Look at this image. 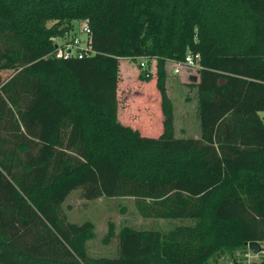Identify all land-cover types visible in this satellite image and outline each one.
<instances>
[{
  "label": "trees",
  "instance_id": "1",
  "mask_svg": "<svg viewBox=\"0 0 264 264\" xmlns=\"http://www.w3.org/2000/svg\"><path fill=\"white\" fill-rule=\"evenodd\" d=\"M82 20L92 53L56 57ZM0 56V264H238L263 245L264 0H0ZM122 58L147 60L157 135L118 117ZM167 61L196 66L198 137L174 134ZM73 190L180 222L123 225L112 255L91 254L95 222L63 209Z\"/></svg>",
  "mask_w": 264,
  "mask_h": 264
},
{
  "label": "rangeland",
  "instance_id": "2",
  "mask_svg": "<svg viewBox=\"0 0 264 264\" xmlns=\"http://www.w3.org/2000/svg\"><path fill=\"white\" fill-rule=\"evenodd\" d=\"M81 26L82 24L80 22L75 21L73 29L68 33V37L76 35L81 40H85L86 34L82 31ZM60 43L61 38L55 40V44ZM142 61L148 65L145 58H138L136 60L130 58L120 59L119 72L121 79L118 86V98L122 104L124 103L123 101L126 96L127 98L134 97V100H140L139 97L142 96V105L139 108L137 107V110L134 109L136 117H140L141 114L147 116L152 115L150 117L151 123L158 124L160 118L158 112V110H160L159 98L157 97L158 89L155 86V82H142L139 79L138 75L142 71L140 62ZM152 66L153 65H151L150 68L153 71ZM13 69L14 64L5 56H0V76H7L13 71ZM165 69L166 79L164 85L173 108L174 134L175 136H183L181 133L193 134L197 127L194 115L196 98L194 97V88L188 87L187 83L192 81L189 76L195 74L196 66L188 68L187 65L182 63L167 61ZM153 96L155 99H153ZM132 112L133 106L127 111L128 119L132 118ZM123 113L120 111V116L123 115ZM260 116L264 121V111L260 112ZM119 119L123 121V119ZM183 127L184 131H181ZM63 209L70 221L81 222L82 220L89 218L95 222V231L88 240L91 254L112 255L116 247V234L119 228L123 225H128L137 229H158L160 231H166L171 226L179 224L180 222L178 219L139 217L133 208L131 198H98L96 200L88 201L81 197L79 190H73L70 192L63 203ZM109 226H112L113 234L109 236L107 243H103L102 239L107 235ZM235 259L238 264H260V262L264 260V243L257 252L250 249L239 251L235 256ZM216 264H235V262L232 257L225 254L220 257Z\"/></svg>",
  "mask_w": 264,
  "mask_h": 264
},
{
  "label": "built area",
  "instance_id": "3",
  "mask_svg": "<svg viewBox=\"0 0 264 264\" xmlns=\"http://www.w3.org/2000/svg\"><path fill=\"white\" fill-rule=\"evenodd\" d=\"M82 24L81 29L86 34L85 40H81L76 35H73L71 37H68V33H65L57 38H54V41L56 39L61 38V43L56 44V51L55 56L60 58H69L76 56L78 58H82L84 56H87L92 53V50L90 48V27L88 24V20H82L80 22ZM194 59L192 56L188 55L186 57V64L187 65H193ZM146 63L140 62V66L142 68H145ZM177 70V69H176Z\"/></svg>",
  "mask_w": 264,
  "mask_h": 264
},
{
  "label": "crops",
  "instance_id": "4",
  "mask_svg": "<svg viewBox=\"0 0 264 264\" xmlns=\"http://www.w3.org/2000/svg\"><path fill=\"white\" fill-rule=\"evenodd\" d=\"M189 78H190V80H195L197 77H196V74H192L191 76H189ZM191 82V81H190ZM142 96H140L139 98H140V100L139 99H135L134 100V97L133 98H127V96H126V98H125V100L123 101L124 103H120V99L118 98V111H117V113H118V117L119 118H121V119H123V121L122 122H124V123H131L132 124V126H134V127H137L143 134H146V135H152V134H155V135H157V134H159V132L161 131V124H160V121H161V113H160V110H158V112H159V121H158V124H155V123H151V116H147V115H145V114H141L140 112V114H141V116L140 117H136V114L134 113L135 112V110H137L136 108L138 107H140L141 105H142V103L143 102H141V98ZM194 97H195V94H194ZM139 100V101H138ZM137 102V103H136ZM125 106V107H124ZM131 106H133V112L131 113L132 114V118L131 119H128V113H127V111H128V109L131 107ZM125 109H124V108ZM135 107V108H134ZM121 109H123V110H121ZM135 109V110H134ZM120 111L123 113V115H121L120 116ZM194 115H195V111H194ZM133 116H135V117H133ZM126 123V124H127ZM129 123V124H130ZM196 124H197V120H196ZM181 131H184V127L182 128V130ZM175 132V131H174ZM181 134H183V135H190V136H193V137H198V130H197V127L195 128V133H193V134H185V133H181Z\"/></svg>",
  "mask_w": 264,
  "mask_h": 264
},
{
  "label": "water",
  "instance_id": "5",
  "mask_svg": "<svg viewBox=\"0 0 264 264\" xmlns=\"http://www.w3.org/2000/svg\"><path fill=\"white\" fill-rule=\"evenodd\" d=\"M55 47H56V44H55ZM258 250H256V252H257Z\"/></svg>",
  "mask_w": 264,
  "mask_h": 264
}]
</instances>
